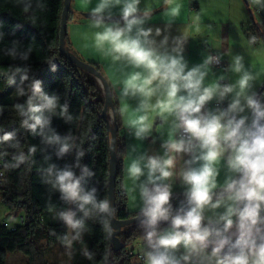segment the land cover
Listing matches in <instances>:
<instances>
[{"label": "clouds", "instance_id": "obj_1", "mask_svg": "<svg viewBox=\"0 0 264 264\" xmlns=\"http://www.w3.org/2000/svg\"><path fill=\"white\" fill-rule=\"evenodd\" d=\"M164 2L171 6L174 0ZM251 3L264 9V0H251ZM121 4L123 26L119 23L106 25V10ZM139 4L140 0H100L91 16L94 27L104 26L103 31L95 33L96 48L104 50L107 45L113 61L123 58L144 70L130 73L121 89L123 97L139 95L143 98L136 109L143 114L129 122L134 137L143 140L150 132L152 124L148 122L147 112L152 106L149 101L161 88L165 101H157L160 115L165 111L174 113L178 120L175 126L183 133L162 144L167 158L141 155L127 168L128 175L134 180L146 177L139 184L143 206L138 215L147 245L145 264H264V227L260 226L264 225V216H261L264 211V103L251 92L256 77L245 69L243 57L237 55L230 65V69L239 74L235 84L218 83L204 87L207 75L204 69L219 63L221 57L209 55L202 64L188 69L180 55L182 48L179 51L173 48L175 55L161 53L152 39V29L143 27L151 13L147 9L141 12ZM30 9L31 4L26 3L24 11L27 13ZM179 13V5L169 8L172 17ZM31 19L35 22L34 16ZM155 34L161 35V30L157 28ZM166 43L167 37L161 41V44ZM31 51L29 47L19 53V58L27 61ZM17 54V44L13 42L8 55L16 59ZM52 61L49 59L48 62L55 71L56 64ZM18 73L23 74L16 93L26 97L24 103L14 105L21 117V127L39 135L46 145L55 146L57 159H63L76 148L73 164L62 168L49 164L43 170L44 182L59 192L62 201L72 205L57 214L58 219L74 233L71 237L65 235L64 243L70 247L73 241L81 238L85 221L97 217L110 234L108 217L113 215L114 209L107 199H98L97 188L83 187L85 178L94 173L80 164L85 153L76 145L77 138L71 134L61 136L51 128V114L58 106L66 122L71 121L67 104L58 105L59 97L45 92L39 79H32L25 87V82L29 81L27 69L15 67L7 73L10 84L15 83ZM229 95L232 99L226 109L202 112L209 101L214 98L223 101ZM246 108L252 113L250 123L247 117L239 115ZM14 138V133H5L2 140L8 142ZM194 146H198V154L193 151ZM35 152V146L29 149L30 154ZM169 152L191 154L192 158L186 164H199L179 174L188 187L186 206L181 205L175 213L170 203L171 185L167 181L174 176L176 158L168 155ZM226 153L228 169L238 175L227 177L217 192L219 170L216 164ZM27 159L24 153H20L14 157L16 163L12 167H18ZM75 168L80 169V175ZM220 208L224 211L215 218L208 217L205 223L206 209ZM162 221H170V226L161 231L159 224ZM233 227L235 233H232ZM181 248L184 252L177 256ZM84 254L91 258L90 253Z\"/></svg>", "mask_w": 264, "mask_h": 264}, {"label": "trees", "instance_id": "obj_2", "mask_svg": "<svg viewBox=\"0 0 264 264\" xmlns=\"http://www.w3.org/2000/svg\"><path fill=\"white\" fill-rule=\"evenodd\" d=\"M26 3L31 4L27 13L24 11ZM62 6L63 0H0V91L9 83L6 74L15 67H20L27 69L29 79L41 80L45 92L58 96V105L67 104L71 121L66 122L60 115L61 108L58 106L55 113L51 114V128L61 136L71 134L77 138L76 145L85 153L80 164L86 165L94 173L93 176L85 178L83 187H95L98 190V199H107L110 139L107 132L109 115L107 119L102 117L104 92L89 71L77 67L59 52ZM33 16L35 22L31 19ZM85 16L93 18L91 13ZM111 18L105 17L106 20ZM13 42L17 44L16 59L8 55ZM29 47L32 49L29 59L21 60L19 53L27 51ZM49 59L56 64L55 71L51 69ZM90 63L100 71L97 63ZM21 74L23 73L15 76ZM28 84L30 83H25V87ZM262 92L264 85L256 94L261 101ZM112 98L118 126L117 169L112 205L117 219H128L139 215L140 211L130 212L126 207V193L122 185L121 154L124 146L119 136L120 110L113 94ZM25 99L26 97H21L20 100L13 101L9 93H0V156L4 158L0 201L11 213L23 217V221L13 223L14 229L4 226L0 221V264H5L7 253L14 251L24 254L25 264H51L43 254V247L64 243L63 237L68 235V229L60 220L44 225L42 216L46 211L67 208L70 204L62 201L59 192L44 182L43 170L49 164H56L61 168L66 164H73L76 160V148L63 159H57L55 146L46 145L39 135H33L21 127V117L15 111L14 105L24 103ZM5 133H14V140L4 142L2 137ZM33 146L36 152L30 154L29 149ZM20 153H24L28 159L18 167H12L16 163L14 157ZM74 171L80 175L79 168ZM219 190L220 188L215 191ZM170 203L174 213L181 205L186 206L185 193L171 192ZM164 227L166 226L159 224V229ZM84 231L88 241L84 253H90L91 258L83 253L72 264H134V253L127 247L133 241L144 237V230L139 222L125 226L117 233L124 247L114 250L110 234L105 231L100 218L87 219Z\"/></svg>", "mask_w": 264, "mask_h": 264}, {"label": "crops", "instance_id": "obj_3", "mask_svg": "<svg viewBox=\"0 0 264 264\" xmlns=\"http://www.w3.org/2000/svg\"><path fill=\"white\" fill-rule=\"evenodd\" d=\"M99 2L100 0H71L70 11L66 23L65 41L67 48L74 49L84 61L97 63L99 65L100 71L106 78L112 94L118 102L121 118L119 136L124 146V150L121 154L122 185L126 193V207L128 211L137 212L140 211L143 206L139 192V184L143 182L146 177L134 180L128 175V165L133 159L141 155L167 158L162 144L165 141L176 138L175 133L177 128L175 125L178 123V120L174 113L169 114L165 111L163 115H160L161 109L157 107V101H165V94L161 88L149 101L152 106L147 112L148 122L152 124L150 132L143 140L134 137L133 130L129 127V122L138 115L143 114L136 111L138 104L143 98L139 95L135 97L131 95L123 97L121 95V89L123 87V81L130 73L136 71L144 72V70L134 67L123 58L119 61H113L112 56L108 54L107 45L104 50L96 48L95 33L103 31L104 26L102 25L100 28L94 27V18L87 17L85 14L91 13L92 9H94ZM175 5L180 6V13L178 16L172 17L169 14V8ZM239 5L240 0H174L171 6L166 5L164 0H140L138 7L141 12L147 9L151 13L150 17L146 19L143 27L152 29V39L155 40L157 49L161 53L167 52L175 55L172 49L176 47L177 51H179V49L182 48L180 55H182L186 62L187 68L191 69L194 66L202 64L204 59L209 55H216L220 56L221 59H226V17L230 18L232 8ZM121 8L122 4L106 10L105 17H112L111 19H105L106 25L119 23L123 26ZM70 17L72 18L71 23L68 22ZM157 28L161 30V35L159 36L155 34ZM200 30L201 32H199ZM165 37H167V43L161 44V41H163ZM224 65L226 67V62H224ZM214 66V64H211L204 69L207 72L203 82L204 87L216 85L215 80L217 76ZM221 68L222 67H220V69ZM221 70L224 69L222 68ZM224 71H226V69ZM216 103H220L222 107L216 106ZM227 107L228 102L226 98L223 101H216L214 98L204 106L202 112H217ZM193 151L198 154L200 150L198 146H194ZM168 155H173L176 158L174 176L167 181V183L171 185V192L182 191L186 193L188 186L183 183L179 174L188 167H198L199 164H186V161L192 158V155L188 153L169 152ZM226 159L227 153L225 156L221 157L216 164L219 170L217 189L224 185L227 177H235L238 175L234 172H230L226 164ZM223 211V208L217 210L206 209L205 221H207L208 217L215 218V215ZM3 220L8 221L5 218H2L1 221ZM44 221H46V217ZM49 221L56 220L49 219ZM260 226L264 227V225ZM159 230L162 231L165 229L162 228ZM235 232L236 229L233 227L232 233ZM68 235L71 237L74 233L68 229ZM81 237L82 238L73 241L71 244V251L73 254H79L86 249L85 238H83L84 235H81ZM81 243H83V247H81ZM58 244L59 243H55L51 245L56 247ZM63 245L66 244L63 243ZM127 248L134 253V264H145L144 252L147 250V245L144 237L133 241ZM64 252H67V249H64ZM53 253H55V251H50L49 255L54 257ZM139 254L142 255L143 259L139 258ZM25 263L26 257L21 252L14 251L7 253L5 264Z\"/></svg>", "mask_w": 264, "mask_h": 264}, {"label": "rangeland", "instance_id": "obj_4", "mask_svg": "<svg viewBox=\"0 0 264 264\" xmlns=\"http://www.w3.org/2000/svg\"><path fill=\"white\" fill-rule=\"evenodd\" d=\"M72 18H69V23H71ZM262 22H264V9L260 6L251 3V0H240V5L232 8V13L229 17H226V59H221L226 62V71L221 70L220 67L214 66L216 71L217 79L215 83H220L221 80H226L227 84H235L239 79V74L233 72L230 69V65L233 62V58L237 55L243 57V63L245 65V69L251 72L256 79L252 82L253 87L251 92L257 94L262 85H264V30H262ZM67 26V25H66ZM70 27V26H69ZM68 27V28H69ZM212 28V27H211ZM201 32V30L199 31ZM216 32V31H215ZM214 32V34H215ZM216 35V34H215ZM69 51L80 61H84L82 57L74 51V49H69ZM223 71V72H222ZM101 72V71H100ZM102 73V72H101ZM226 73V75H225ZM215 76V77H216ZM20 83V76H15V83H8L3 87L1 92L9 93L11 99L13 101H18L21 99L20 96L16 93L17 84ZM25 83H31V79L26 81ZM262 103H264V92L261 93ZM232 96L229 95L226 97V101L231 102ZM218 101V98H215ZM239 115L245 116L248 118V122L250 123L252 120V113L247 108L243 113ZM72 205H69L67 208L63 209H53L50 211H46L42 216V222L44 225L48 224L49 219L59 220L58 212L67 210ZM46 217V221L43 219ZM2 218L7 219L11 223H18L19 215L11 213L0 201V221ZM169 226L164 227L163 229H168ZM85 238V244L87 246V236L85 231L82 233ZM82 238V237H81ZM59 247V248H56ZM45 245L43 247V254L45 258H49V262L51 264H72V262L82 256L84 253L76 254L71 251V246L63 245V243H59L58 246ZM81 247H83V243H81ZM64 249H67V252H64ZM50 251H55L54 257L49 255ZM209 252L211 250H208ZM184 250L181 248L176 255H182ZM53 257V258H51Z\"/></svg>", "mask_w": 264, "mask_h": 264}, {"label": "water", "instance_id": "obj_5", "mask_svg": "<svg viewBox=\"0 0 264 264\" xmlns=\"http://www.w3.org/2000/svg\"><path fill=\"white\" fill-rule=\"evenodd\" d=\"M71 0H63V6L60 16V26H59V40L58 49L59 52L64 54L71 62H73L77 67L81 69H86L89 71L97 80L104 92V105L102 108V117L107 119L109 115V120H107V132L109 134L110 146H109V164H108V182H107V200L110 202V207L113 209L112 201L114 198L115 189V179H116V169H117V156H116V137L118 126L116 125V119L114 115V104L112 98V91L110 86L104 77V75L90 62L80 61L77 59L66 46V23L68 18V12L70 9ZM109 226L111 228L110 240L114 250H118L124 247V243L120 241L117 237V233L125 226L132 223L139 222L138 215L128 218V219H117L113 215L108 217ZM160 224L164 226H170V221H162ZM208 250H211L209 248ZM227 249H225L226 251Z\"/></svg>", "mask_w": 264, "mask_h": 264}, {"label": "built area", "instance_id": "obj_6", "mask_svg": "<svg viewBox=\"0 0 264 264\" xmlns=\"http://www.w3.org/2000/svg\"><path fill=\"white\" fill-rule=\"evenodd\" d=\"M212 56H216V55H212ZM213 64L215 66L222 67L224 69L226 68L225 65H224V62L222 60H220L219 63H213ZM220 83L222 85L227 84V82L225 80H221ZM215 105L218 106V107H222V105L220 103H216ZM177 135L178 136L179 135H183V133L180 132V130L178 128L176 129V133H175V136L176 137H177ZM3 161H4V158L2 156H0V185H2V182H3L2 179H3V176H4V171L2 169ZM261 213H264V211H262ZM18 220L19 221H23V217L22 216H19ZM2 224L4 226H6V227L11 228V229H14L15 228V225L13 223H10L9 221H6V220L2 221ZM138 256H139L140 259H143L142 255L139 254Z\"/></svg>", "mask_w": 264, "mask_h": 264}]
</instances>
